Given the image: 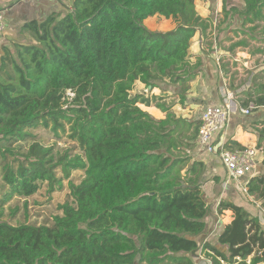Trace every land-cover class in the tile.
<instances>
[{
  "label": "trees",
  "instance_id": "trees-1",
  "mask_svg": "<svg viewBox=\"0 0 264 264\" xmlns=\"http://www.w3.org/2000/svg\"><path fill=\"white\" fill-rule=\"evenodd\" d=\"M239 3L235 16L249 29L231 49L245 48L264 21V0ZM153 16L176 24L151 30L144 21ZM211 26L195 0H69L1 46L2 201L41 185L61 190L64 180L69 193L51 224L0 219V264H194L198 251L210 264H264L263 225L232 200L217 201L213 212L222 219L230 211L231 221L215 243L206 239L205 165L190 154L200 120L177 116L166 94L134 92L136 82H169L184 104L202 65L190 60L192 37ZM250 88L255 95L243 92L242 104L263 106L264 81ZM40 126L66 133L81 154L56 155L36 139ZM71 171H81L78 182ZM246 187L264 205V173Z\"/></svg>",
  "mask_w": 264,
  "mask_h": 264
},
{
  "label": "crops",
  "instance_id": "crops-1",
  "mask_svg": "<svg viewBox=\"0 0 264 264\" xmlns=\"http://www.w3.org/2000/svg\"><path fill=\"white\" fill-rule=\"evenodd\" d=\"M64 6L69 7V0H0V8L5 13L6 23L5 31L0 35V53L1 46H9L12 41L23 39V36L20 33V28L26 21L31 19L41 20L50 12L59 11L63 9ZM210 14V16H213L212 13ZM209 20L212 23V26L206 30L205 35H202L199 32V34H197L198 36L196 35L198 38L197 42L193 40L190 46V60L194 62L197 58L201 61L202 65L200 73L189 82L190 88L186 94L188 100H186L184 104H180L178 102L179 86L174 84L169 86L167 84V86L172 88V91L166 92V95L169 96L166 98V101L171 102V110L176 114L175 110L181 108L187 109L188 106H194L196 103L195 101L197 100H199V104H202L205 101L208 102L209 100L212 102L220 101L219 95L223 93V101L217 104L221 105L224 102L225 97L228 94H231L235 104V110L228 116L225 128L214 135V143L217 147L216 151L212 153L207 152L198 145L196 138L195 145L190 154L193 159L202 160L205 165L203 177L206 181L202 186L205 197H213L212 194H214L219 196V200L221 198L232 200L234 203L242 206L251 215L257 216L264 228V205H262L261 200L255 199L252 195H249L246 187V184L251 177L264 173V136L259 133V130L264 126V108L258 106L253 110L251 109L247 114L241 113L239 107H248L251 104L256 106L252 101H249V103L244 106L242 104L243 99H241V96L243 98L246 97L243 92L247 90H249L252 95H255L254 89L250 88L252 82L251 85L244 87L238 92L236 91V88L231 86L225 87V77L227 78L229 76H226L224 69L221 68L223 64L228 65L232 62H239V65L246 67L253 62L254 58L247 57L248 53L244 48H239L242 49L241 51L237 50V53H240V57L226 52L224 48L229 46L228 44H225V42H228V39L222 40L224 42L219 43V41L216 40L214 23L211 21V18H209ZM220 44L222 45V49L220 48ZM224 45H226V47ZM244 60H247V64ZM260 72V76L254 75V77L257 76V80L262 82L264 81V72L261 70ZM196 81V89L193 90L192 84ZM163 86L166 87V85ZM147 94L157 96L165 95L159 85L158 87L150 89ZM138 106L157 119L165 117V113L153 104L149 106L139 104ZM188 112L189 111L187 110L183 111L184 114L176 115L194 120L195 117H188ZM249 146L262 147L261 151L257 154V164L253 172H250L239 179L227 180L228 173L219 159L217 150H220V148L218 147H223L224 149H239ZM213 177H218V179H213ZM230 221L231 212L225 211V217L220 219L219 224L215 226V232L211 238L214 240V243L218 233L222 229V224L229 223ZM194 264H210V262L204 257L203 252H201L199 259L194 260ZM222 264L228 263L222 262Z\"/></svg>",
  "mask_w": 264,
  "mask_h": 264
},
{
  "label": "rangeland",
  "instance_id": "rangeland-1",
  "mask_svg": "<svg viewBox=\"0 0 264 264\" xmlns=\"http://www.w3.org/2000/svg\"><path fill=\"white\" fill-rule=\"evenodd\" d=\"M239 5V0H195V9L197 14L201 17H209L211 18V21H213L216 29V40L220 43L224 42L222 40L228 39V42H225V44H228L229 46L226 47V45H224L226 47L224 48L225 51L240 57V53L238 54L237 50L241 51L242 49L231 48L236 41L241 40V36L244 37V30L242 29L247 31L249 26L246 25L241 28V22L237 19L238 17L235 16V10L238 9L237 7H239ZM210 13H212L213 16H210ZM144 24L151 30L165 31L172 29L176 22L172 18L166 19L159 16H153L147 18L144 21ZM197 34H199V32L194 34L192 41L194 40L197 42ZM247 35H253V37H255L254 40L248 39L249 44L244 48V50H246L248 53L247 57L254 58L253 62H251L250 65L248 64L246 67L239 65V62H232L228 65L224 64V67L221 66V68L224 69L226 76H229L227 78L225 77L224 86L236 88L237 92L241 91L244 87L251 85V82H259L257 79H254L253 81L252 79L254 75L260 76V70L264 72V51L262 53L258 52L259 48L264 49V40L260 38L264 37V21L258 24V27L254 32H249ZM220 48L222 49L221 44ZM244 61H246L247 64V60ZM167 84L169 86L171 85L169 82L158 83L164 94H166L167 91H172V88L167 86ZM196 84L197 81L192 84L193 90L196 89ZM163 85H166V87ZM139 91L149 93L147 87L145 88L144 85L138 82L134 86V92ZM219 100L220 101L217 102H212L209 100L208 102L205 101L202 104H199V100H197L195 101L196 103L194 106H188L187 109L181 108L179 110H175V112L176 114H184L183 111L188 110V117L192 116L198 120L202 110L207 105H216L223 101V93L219 95ZM32 131L34 134H36V139L46 147L51 148L56 155L64 153H68L70 156L76 155L77 153L81 154L77 144L69 139L66 133H63L60 129L57 131L59 135L58 137L55 136V133L52 131L51 127L40 126L37 129H33ZM26 144L27 143L25 142L23 146L26 147ZM80 172L81 171H71L69 178L75 182H78L82 176V173ZM1 181L2 180L0 178V182ZM68 193L69 187L67 180L63 181V188L61 190L48 192L46 186L41 185L39 190L30 196H14L6 201H2L3 194L0 192V219L13 224L21 222L51 224L53 215L61 212L58 207L65 201L66 195ZM212 196L213 197H206L211 208L206 220L208 225V230L205 235L206 239H211L213 237L215 226L219 224L220 220L219 217L213 212L216 207V203L219 200V196L214 194H212ZM224 217L225 213L222 219ZM199 255H201L200 251L193 255V258L199 259Z\"/></svg>",
  "mask_w": 264,
  "mask_h": 264
},
{
  "label": "built area",
  "instance_id": "built-area-1",
  "mask_svg": "<svg viewBox=\"0 0 264 264\" xmlns=\"http://www.w3.org/2000/svg\"><path fill=\"white\" fill-rule=\"evenodd\" d=\"M5 27V13L0 8V35L5 31ZM234 105L231 94H228L221 105H207L202 110L197 143L207 152L216 151L214 135L225 128L228 116L235 110ZM262 107L264 108V105ZM253 108L255 106L251 104L248 107H239V111L247 114ZM218 148H220V150L218 149L219 159L228 173L227 180L239 179L253 172L257 164V154L262 149L261 146H249L239 149Z\"/></svg>",
  "mask_w": 264,
  "mask_h": 264
},
{
  "label": "water",
  "instance_id": "water-1",
  "mask_svg": "<svg viewBox=\"0 0 264 264\" xmlns=\"http://www.w3.org/2000/svg\"><path fill=\"white\" fill-rule=\"evenodd\" d=\"M151 89V87L150 86H147V90L149 91Z\"/></svg>",
  "mask_w": 264,
  "mask_h": 264
}]
</instances>
